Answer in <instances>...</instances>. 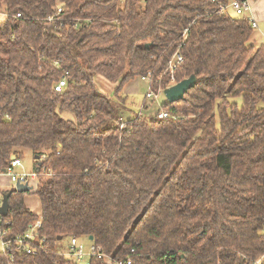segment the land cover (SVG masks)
Instances as JSON below:
<instances>
[{"label":"trees","instance_id":"obj_1","mask_svg":"<svg viewBox=\"0 0 264 264\" xmlns=\"http://www.w3.org/2000/svg\"><path fill=\"white\" fill-rule=\"evenodd\" d=\"M222 1L0 0V172L23 149L38 170L30 191L3 192L0 241L39 223L34 253L11 243L0 264H75L71 237L113 264H264V43ZM174 54L175 82L195 84L161 100L169 117L145 103L123 119L126 83L156 93Z\"/></svg>","mask_w":264,"mask_h":264},{"label":"built area","instance_id":"obj_2","mask_svg":"<svg viewBox=\"0 0 264 264\" xmlns=\"http://www.w3.org/2000/svg\"><path fill=\"white\" fill-rule=\"evenodd\" d=\"M60 11V9H58ZM220 12L223 14L233 13L236 17L245 16L249 20L251 26L253 28L257 27L256 21L254 18L249 15L251 12V0H223L220 4ZM182 58L180 55L174 54L171 59L168 61L167 70L170 74L169 83L164 87H158L156 93H153L149 86V78L141 77V80L147 83V92L146 98L155 100L159 98L165 88L173 86L177 82H175V78L173 77V71L176 67V62L180 61ZM166 70V71H167ZM66 84V78L63 76L55 85L54 89L56 91H61ZM161 100L158 102V108L160 106ZM156 113V112H155ZM157 118H165L169 117V114L164 111L157 112L155 114ZM19 168V171L17 170ZM22 163L21 159L14 154L11 155V159L3 169V172L9 177L11 183H13L14 187L17 183L30 185L32 188L35 186L37 181L38 170H33L32 172H22ZM1 203V202H0ZM39 223H35L34 227L31 230L27 231L24 236H16L15 241L12 240H3L1 239L2 249L7 248L11 243L15 244L17 250H24L27 254H33L34 249L29 245L25 244V241H31L34 239L35 229ZM3 234V233H2ZM69 249L64 253L66 258H69L75 264H90L91 258H101L104 259L106 264H113L112 259L109 256L104 255L100 250L91 244L88 248L81 242V240L77 237H71L68 242ZM130 261H128L129 263ZM116 264H122L120 261L116 262Z\"/></svg>","mask_w":264,"mask_h":264},{"label":"rangeland","instance_id":"obj_3","mask_svg":"<svg viewBox=\"0 0 264 264\" xmlns=\"http://www.w3.org/2000/svg\"><path fill=\"white\" fill-rule=\"evenodd\" d=\"M231 15L234 16L233 13H231ZM2 17H3V15L0 14V20L2 19ZM253 31H254L253 33H256L257 30H255V28H254ZM248 44L250 45L253 43L250 40L248 42ZM255 46H257V45H254V47ZM98 77H100V76H98ZM100 78H102L101 80H103L104 83L102 81L99 82L96 79V77L94 78L96 85L99 87V90H101L102 92H104L106 94L112 95L117 83L114 85L113 83L109 82L105 78H103V77H100ZM145 93H146V84L139 77H137L136 79L131 80L128 83H126V85L123 87V89L120 91V94H119L120 97L123 98L122 99V102H123L122 105L125 106L124 112L122 114L123 119L132 118L139 111L144 112L143 105L145 103L148 105L147 114H148V112H151L152 115L157 114V111H159L158 110V102H159V100H164L165 96L160 95L159 98H156L155 100H151L149 98H146ZM61 116L64 118L72 119V114L70 112H63ZM32 157L33 156H32L31 150L23 149V154L21 157V163H22V170L21 171L22 172H32L33 171L32 170ZM17 170L19 171V168H17ZM36 183H37V181H36ZM28 195H30L31 197H29L27 205L33 211L40 213V207L38 204L39 200H38L37 196L34 195L33 192H30V194H28ZM80 240L85 245L86 248H88L91 245L90 241L86 237H83L82 239L80 238ZM66 241L67 240L65 239L60 244L64 245L66 243ZM1 247H2V245H1V241H0V248Z\"/></svg>","mask_w":264,"mask_h":264},{"label":"crops","instance_id":"obj_4","mask_svg":"<svg viewBox=\"0 0 264 264\" xmlns=\"http://www.w3.org/2000/svg\"><path fill=\"white\" fill-rule=\"evenodd\" d=\"M249 15H251L254 18V20L256 21V24H257V27L255 28V30H257V31H256V33H252V36H251L252 43L254 45L264 43V0H251V12L249 13ZM96 79L99 82L102 81L104 83V81L101 80L102 78L97 76ZM108 95H110V94H108ZM32 170H33V161H32ZM12 184L13 183L10 182L9 177L3 171L0 172V196H1L0 202L3 198V192L6 191L7 189H9L10 187H14ZM29 197H31V196L30 195L24 196V202H25L27 207H29L27 205ZM38 204L40 207L39 201H38ZM29 209H30V207H29ZM30 210L35 214H39V213L33 211L32 209H30Z\"/></svg>","mask_w":264,"mask_h":264},{"label":"water","instance_id":"obj_5","mask_svg":"<svg viewBox=\"0 0 264 264\" xmlns=\"http://www.w3.org/2000/svg\"><path fill=\"white\" fill-rule=\"evenodd\" d=\"M196 82V77L195 75H191L188 78H184L174 84L173 86H170L168 88L164 89V95L166 97V101L168 102H173V101H178L180 100L184 93L190 89ZM15 191L17 192H27L32 189L30 185L27 184H20L17 183L14 187ZM10 192H7L0 203V215H6L7 210H8V197H9ZM89 239L91 240L92 237L90 236Z\"/></svg>","mask_w":264,"mask_h":264}]
</instances>
